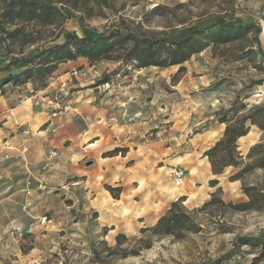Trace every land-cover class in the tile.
Listing matches in <instances>:
<instances>
[{"label":"rangeland","instance_id":"obj_1","mask_svg":"<svg viewBox=\"0 0 264 264\" xmlns=\"http://www.w3.org/2000/svg\"><path fill=\"white\" fill-rule=\"evenodd\" d=\"M62 2L58 5L73 17L47 26L18 19L24 33L18 31L15 38L0 33L1 81L30 66L16 59L62 42L64 31L92 38L132 33L154 40L191 32L184 50L203 49L183 63L165 66L140 67L129 58L133 41L118 43L112 59L91 62L79 56L88 64L73 68L71 78L58 83L48 97L54 98L56 88L65 84L71 89L70 102L72 84L80 78L101 85L116 106L138 94L134 100L142 115L152 118L146 126L150 149L168 160L141 167L140 180L123 187L115 166L100 174L93 159L79 175L54 167L51 154L39 151L38 130L30 131L34 137L20 149L0 150V264H264V166L258 165L260 153L252 152L264 144V128L247 120L249 132L238 139L239 163L220 174L213 173L206 154L228 123L255 114L264 126V118L255 113L264 107V0ZM3 7L0 0V26ZM237 19L250 27L240 26ZM221 26L230 31L221 38L229 41L212 42ZM167 46L155 44L143 56H181V50L171 52ZM41 89L38 81L8 82L0 95L19 91L32 97ZM34 105L58 109V104L49 107L45 101ZM178 166L186 170L182 186L173 178ZM188 185V193L182 194ZM108 186L117 188V197ZM174 202L190 219L182 218L176 234L156 233L157 220Z\"/></svg>","mask_w":264,"mask_h":264},{"label":"crops","instance_id":"obj_2","mask_svg":"<svg viewBox=\"0 0 264 264\" xmlns=\"http://www.w3.org/2000/svg\"><path fill=\"white\" fill-rule=\"evenodd\" d=\"M87 61L78 57L61 63L47 87L36 91L37 94L46 95L58 83L68 81L70 71L76 66L87 65ZM93 82L81 78L75 81L70 108L57 115H52L56 109L36 106L35 98L19 91L0 95V150L13 152L20 149L30 135L34 137L30 131L37 129L39 151L47 156L51 154L54 167L70 169L68 175H79L85 173L83 166L90 163L87 160L93 159L100 174L115 166L119 174L117 182L123 187L140 180L141 167L151 168L161 160L166 162L168 158L150 149L146 126L152 118L142 115L141 107L134 100L138 94L119 101L116 106L115 101L111 103L108 99V92H103L101 85ZM57 104L52 106L57 107ZM115 147H124L126 151L104 156V152ZM170 147H165L164 151ZM189 189L190 185L181 189V193L187 194Z\"/></svg>","mask_w":264,"mask_h":264},{"label":"trees","instance_id":"obj_3","mask_svg":"<svg viewBox=\"0 0 264 264\" xmlns=\"http://www.w3.org/2000/svg\"><path fill=\"white\" fill-rule=\"evenodd\" d=\"M3 2L4 7L2 8L1 15L4 17V22L0 26V33L5 31L12 38H15L18 31L20 33L23 32L17 25L16 21L18 19L47 26L73 17L63 4L62 6L58 5V3H63L62 0H3ZM237 22H239L240 26L250 27V25L245 24V22L241 19H237ZM7 24L13 25L15 28L13 30H8L6 28ZM198 30L201 31L200 29ZM259 30L260 28H258V32ZM63 33L64 40L62 42L44 48L30 58L16 59L23 60L30 66L15 74H7L2 81L0 80V90L2 89L4 83L11 82L14 85H17L24 84L29 81L41 82L43 88H45L47 86V78L57 70L60 63L76 59L79 56H85L91 62L104 57L112 59L109 55L115 52V46L118 43L133 41L134 44L128 51L129 58L139 61L140 67L151 64L163 66L168 64H180L188 60L193 53L203 49L201 46L199 48H193V50L189 52L184 50L191 41V32L180 38H158L155 40L138 38L132 33L123 35L120 32H113L108 35L105 33H99L96 38H92L91 36L79 37L70 31H64ZM229 33L230 31H225L224 26H221L220 31L213 34L214 38L212 42H228L229 39L227 37L221 38V36ZM115 35H118L117 40H113ZM162 42H167L169 44L167 47L171 52L181 50V56L172 57L170 60L168 57L160 60H148L144 58L143 53L151 51L155 44ZM141 44L143 47H140ZM108 79L109 78L106 77L103 81H108ZM255 113L264 118V107L256 109ZM248 119H250L252 123L262 125L264 128L261 121H259L258 118H255V114L244 116L236 123H228L223 137L218 140L213 147L207 150L206 154L212 159V170L214 174L222 173L224 168L228 165H235L239 163L241 154L238 150V139L249 132L250 126L246 124ZM124 151L125 149L116 147L111 151H107L108 153H105H107L106 156H110ZM252 152L260 153L261 158L258 165L264 166V144L261 143L256 145L252 149ZM212 181L217 182L218 180L215 179ZM116 189L117 188L108 186V190H110L117 197V194L114 193ZM177 207L178 203L174 202L170 211L160 217L154 227V231L156 233L176 234L177 230L181 228L179 224L183 221L182 218L190 219L188 214L182 212L180 209H177Z\"/></svg>","mask_w":264,"mask_h":264},{"label":"built area","instance_id":"obj_4","mask_svg":"<svg viewBox=\"0 0 264 264\" xmlns=\"http://www.w3.org/2000/svg\"><path fill=\"white\" fill-rule=\"evenodd\" d=\"M31 92H34L33 90ZM47 93L44 97L33 93L32 97L35 98L36 104H41L43 101L47 103V106L51 107L52 104L58 103V109L54 110L53 115L62 114L70 108L69 97L71 95V89L65 84L58 86L55 91V97L49 98ZM173 178L177 186H182L186 179V170L181 167H175L173 170Z\"/></svg>","mask_w":264,"mask_h":264}]
</instances>
